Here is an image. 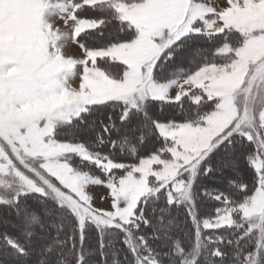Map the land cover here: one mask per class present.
Returning <instances> with one entry per match:
<instances>
[{
    "label": "snow or ice",
    "instance_id": "1",
    "mask_svg": "<svg viewBox=\"0 0 264 264\" xmlns=\"http://www.w3.org/2000/svg\"><path fill=\"white\" fill-rule=\"evenodd\" d=\"M0 264H264V0H0Z\"/></svg>",
    "mask_w": 264,
    "mask_h": 264
},
{
    "label": "rangeland",
    "instance_id": "2",
    "mask_svg": "<svg viewBox=\"0 0 264 264\" xmlns=\"http://www.w3.org/2000/svg\"><path fill=\"white\" fill-rule=\"evenodd\" d=\"M66 30V29H64ZM65 51L69 55H74L79 57L81 54V50L79 49L77 44H73L71 41H69L65 45ZM89 191L94 196V206L97 208H108L109 207V199L101 200V195L107 196V189L103 186H90Z\"/></svg>",
    "mask_w": 264,
    "mask_h": 264
},
{
    "label": "trees",
    "instance_id": "3",
    "mask_svg": "<svg viewBox=\"0 0 264 264\" xmlns=\"http://www.w3.org/2000/svg\"><path fill=\"white\" fill-rule=\"evenodd\" d=\"M79 39V38H78ZM123 162H126V163H130V162H134V161H131V160H124Z\"/></svg>",
    "mask_w": 264,
    "mask_h": 264
}]
</instances>
